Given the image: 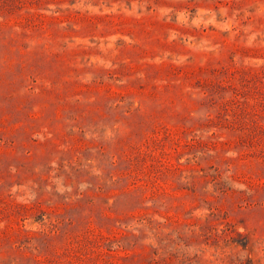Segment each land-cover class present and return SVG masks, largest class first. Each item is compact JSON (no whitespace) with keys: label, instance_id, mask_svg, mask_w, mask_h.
Here are the masks:
<instances>
[{"label":"rangeland","instance_id":"rangeland-1","mask_svg":"<svg viewBox=\"0 0 264 264\" xmlns=\"http://www.w3.org/2000/svg\"><path fill=\"white\" fill-rule=\"evenodd\" d=\"M0 264H264V0H0Z\"/></svg>","mask_w":264,"mask_h":264}]
</instances>
